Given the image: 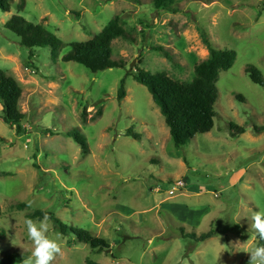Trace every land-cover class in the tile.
Instances as JSON below:
<instances>
[{
  "label": "rangeland",
  "instance_id": "obj_1",
  "mask_svg": "<svg viewBox=\"0 0 264 264\" xmlns=\"http://www.w3.org/2000/svg\"><path fill=\"white\" fill-rule=\"evenodd\" d=\"M12 4L10 12L0 7V68L22 85L26 117L19 133L0 105V256L18 254L24 264L33 246L25 220L39 219L29 214L41 208L112 246L99 251L50 219L63 241L52 264H247L244 251L259 242L248 231L251 214L264 209V86L246 69L264 78V0H175L168 10L153 0ZM14 14L62 39L57 60L51 47L20 44L5 25ZM117 16L134 38L113 42L124 68L92 72L63 60L72 42L92 39ZM208 38L237 58L217 82L214 128L179 148L134 72L189 82L195 64L211 56ZM123 79L127 95L119 100ZM179 180L185 185L170 194ZM212 229L204 241L191 236Z\"/></svg>",
  "mask_w": 264,
  "mask_h": 264
},
{
  "label": "trees",
  "instance_id": "obj_2",
  "mask_svg": "<svg viewBox=\"0 0 264 264\" xmlns=\"http://www.w3.org/2000/svg\"><path fill=\"white\" fill-rule=\"evenodd\" d=\"M13 1L0 0L1 9L5 12L12 11ZM174 1L153 0L158 10L170 9ZM5 25L20 37L22 46L31 49L35 47H51L53 58L55 60L58 59L64 42L43 24L31 22L21 15L14 14ZM119 37L134 39L122 24L121 17L117 16L92 39L72 42V50L63 56V60L83 64L92 72L114 67L124 68L126 66L125 61L113 58V42ZM207 44L211 50V56L195 64V76L189 82L174 79L165 71L152 72L138 67L137 71L134 72L135 79L147 86L153 95L154 101L160 106L165 121L170 127V133L175 145L179 148L187 145L197 134L210 132L214 128L215 105L219 98L217 82L221 71L231 68L237 58L235 50L217 48L209 38L207 39ZM155 49L164 51L166 48L157 46ZM29 65H32V63H29ZM246 71L253 82L264 86L261 70L255 66H248ZM126 95L125 79H123L118 92V99L123 100ZM22 96L23 87L20 82L0 68V105L4 113V121L15 127L19 133L24 131L23 121L26 117V113L20 108ZM239 97L243 99V96ZM230 126L232 129L236 128L238 130L237 134L245 132L244 127L235 123H231ZM129 131L128 135L140 138L139 133L134 132L132 129ZM76 138L84 148L87 147L84 141L79 137ZM45 215L56 223L61 233L66 235L72 232L79 242L89 244L99 251L112 248L107 239L92 235L87 229L69 226L56 216L53 211L40 208L30 213L29 217L42 219ZM214 234L215 231L212 229L201 234V236H198L195 232L191 236L197 242H201ZM258 244H264V241L259 240ZM22 261V256L18 254L0 256V264H17ZM87 264L98 263L88 259Z\"/></svg>",
  "mask_w": 264,
  "mask_h": 264
},
{
  "label": "clouds",
  "instance_id": "obj_3",
  "mask_svg": "<svg viewBox=\"0 0 264 264\" xmlns=\"http://www.w3.org/2000/svg\"><path fill=\"white\" fill-rule=\"evenodd\" d=\"M27 235L32 242L30 256L24 264H52L62 254L63 241L59 233H53L50 217L25 220ZM250 235L254 231L259 240L264 241V209L251 214ZM248 254L247 264H264V244H255L244 251Z\"/></svg>",
  "mask_w": 264,
  "mask_h": 264
},
{
  "label": "built area",
  "instance_id": "obj_4",
  "mask_svg": "<svg viewBox=\"0 0 264 264\" xmlns=\"http://www.w3.org/2000/svg\"><path fill=\"white\" fill-rule=\"evenodd\" d=\"M185 185L184 180H179L177 182V187H174V189L170 190V194H175V191Z\"/></svg>",
  "mask_w": 264,
  "mask_h": 264
},
{
  "label": "water",
  "instance_id": "obj_5",
  "mask_svg": "<svg viewBox=\"0 0 264 264\" xmlns=\"http://www.w3.org/2000/svg\"><path fill=\"white\" fill-rule=\"evenodd\" d=\"M135 63V62H134ZM134 63H133V65H134ZM133 65H132V67H133Z\"/></svg>",
  "mask_w": 264,
  "mask_h": 264
}]
</instances>
